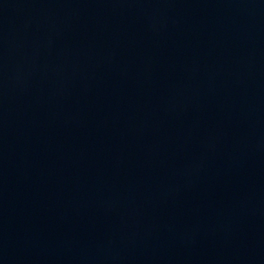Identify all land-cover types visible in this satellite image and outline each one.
Wrapping results in <instances>:
<instances>
[{
  "label": "water",
  "instance_id": "1",
  "mask_svg": "<svg viewBox=\"0 0 264 264\" xmlns=\"http://www.w3.org/2000/svg\"><path fill=\"white\" fill-rule=\"evenodd\" d=\"M0 264H264V0H0Z\"/></svg>",
  "mask_w": 264,
  "mask_h": 264
}]
</instances>
